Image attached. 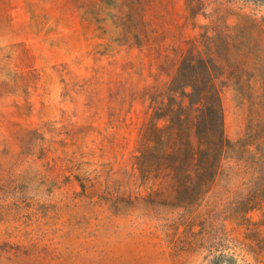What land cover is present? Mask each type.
<instances>
[{
    "label": "rangeland",
    "instance_id": "obj_1",
    "mask_svg": "<svg viewBox=\"0 0 264 264\" xmlns=\"http://www.w3.org/2000/svg\"><path fill=\"white\" fill-rule=\"evenodd\" d=\"M207 46L244 157L164 201L135 162L150 99ZM262 169L264 0H0V264H264Z\"/></svg>",
    "mask_w": 264,
    "mask_h": 264
},
{
    "label": "trees",
    "instance_id": "obj_2",
    "mask_svg": "<svg viewBox=\"0 0 264 264\" xmlns=\"http://www.w3.org/2000/svg\"><path fill=\"white\" fill-rule=\"evenodd\" d=\"M210 51L207 46V55L189 53L166 90L150 99L152 113L135 162L144 181L170 176L172 193H159L164 201H204L222 180L231 152L237 161L244 157L245 150L233 151L224 129L221 50ZM260 172L254 180L259 183Z\"/></svg>",
    "mask_w": 264,
    "mask_h": 264
}]
</instances>
